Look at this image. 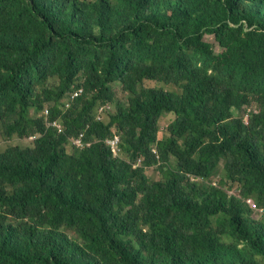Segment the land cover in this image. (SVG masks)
I'll use <instances>...</instances> for the list:
<instances>
[{
  "label": "trees",
  "instance_id": "trees-1",
  "mask_svg": "<svg viewBox=\"0 0 264 264\" xmlns=\"http://www.w3.org/2000/svg\"><path fill=\"white\" fill-rule=\"evenodd\" d=\"M15 137L0 264H264V0H0Z\"/></svg>",
  "mask_w": 264,
  "mask_h": 264
},
{
  "label": "rangeland",
  "instance_id": "rangeland-1",
  "mask_svg": "<svg viewBox=\"0 0 264 264\" xmlns=\"http://www.w3.org/2000/svg\"><path fill=\"white\" fill-rule=\"evenodd\" d=\"M205 39L207 41H209L210 43L213 44L214 48L217 50V51H220L221 48L219 47L217 41L215 40V37L214 35H210V34H206L205 35ZM101 107V106H100ZM100 107H99V110H98V113H99V117L102 116V114L105 112V110L103 112L100 111ZM106 108V107H105ZM173 118V115L172 114H168L166 117H164L161 122H160V127H161V130L164 131L167 124L171 121V119ZM100 119V118H99ZM160 136H162V133L160 132L159 133ZM31 141L28 139V138H24V139H21V138H18V137H15L11 140H7V141H0V147L1 146H5V145H8V144H16V143H19V144H22V145H25V144H29ZM157 158H159V155H157ZM157 167V165H153L151 166L149 169H148V173L153 176V177H157V171L155 170V168ZM263 211V210H261ZM262 213H257V212H254V215L256 217H258L259 215H261Z\"/></svg>",
  "mask_w": 264,
  "mask_h": 264
},
{
  "label": "built area",
  "instance_id": "built-area-1",
  "mask_svg": "<svg viewBox=\"0 0 264 264\" xmlns=\"http://www.w3.org/2000/svg\"><path fill=\"white\" fill-rule=\"evenodd\" d=\"M81 92H82V89L76 90L74 92V94L72 95V98L78 96ZM104 110H105V106L102 105L100 107V111L103 112ZM48 112H49V110L46 109V114H48ZM99 118H101V117H99ZM49 124L56 126L60 132L62 131V126L57 121H53L52 123L50 122ZM107 142L113 148L114 154H118L119 136L115 135L113 138H110L109 140H107ZM73 144L78 146V147H83L85 145H88L89 143L84 141V135H83V133H81L78 137L73 139ZM140 162H141V159H139L137 161V164H139ZM252 205L254 207H257V205L255 203H252ZM260 210H263V209L261 208Z\"/></svg>",
  "mask_w": 264,
  "mask_h": 264
},
{
  "label": "clouds",
  "instance_id": "clouds-1",
  "mask_svg": "<svg viewBox=\"0 0 264 264\" xmlns=\"http://www.w3.org/2000/svg\"><path fill=\"white\" fill-rule=\"evenodd\" d=\"M81 94V93H80ZM46 112V111H45ZM49 113V112H48ZM86 142V141H85ZM89 143V142H88ZM119 152V151H118ZM155 152H157L156 150H155ZM115 155H117V154H115ZM140 159V158H139ZM138 159V160H139ZM140 164V163H139ZM139 164H137V161H136V165H139ZM251 201V200H250ZM252 203H254V202H252ZM258 207V206H257ZM259 208V207H258ZM261 209V208H260ZM263 209V208H262Z\"/></svg>",
  "mask_w": 264,
  "mask_h": 264
}]
</instances>
